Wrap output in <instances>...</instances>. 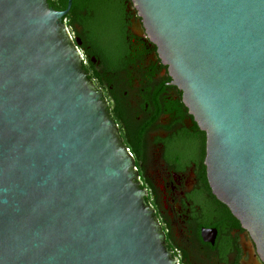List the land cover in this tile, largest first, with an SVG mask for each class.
Returning <instances> with one entry per match:
<instances>
[{
    "label": "water",
    "instance_id": "95a60500",
    "mask_svg": "<svg viewBox=\"0 0 264 264\" xmlns=\"http://www.w3.org/2000/svg\"><path fill=\"white\" fill-rule=\"evenodd\" d=\"M72 1L0 0V264H178L63 20ZM133 3L264 261V0Z\"/></svg>",
    "mask_w": 264,
    "mask_h": 264
},
{
    "label": "flooded vegetation",
    "instance_id": "af4514ba",
    "mask_svg": "<svg viewBox=\"0 0 264 264\" xmlns=\"http://www.w3.org/2000/svg\"><path fill=\"white\" fill-rule=\"evenodd\" d=\"M65 16L178 264H264L250 230L211 190L205 132L133 0H88Z\"/></svg>",
    "mask_w": 264,
    "mask_h": 264
},
{
    "label": "trees",
    "instance_id": "16d2710c",
    "mask_svg": "<svg viewBox=\"0 0 264 264\" xmlns=\"http://www.w3.org/2000/svg\"><path fill=\"white\" fill-rule=\"evenodd\" d=\"M47 1L49 5L56 10L65 9L67 5V0H47ZM86 3H88V0H73L69 12L79 10L80 8L84 7ZM65 17L63 18V20L65 19Z\"/></svg>",
    "mask_w": 264,
    "mask_h": 264
}]
</instances>
